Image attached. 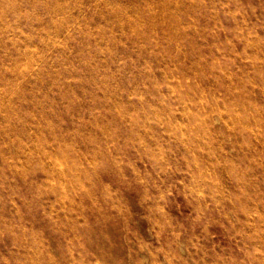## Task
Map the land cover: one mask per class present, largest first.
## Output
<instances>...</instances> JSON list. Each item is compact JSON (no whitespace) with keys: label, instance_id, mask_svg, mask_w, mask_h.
Segmentation results:
<instances>
[{"label":"rangeland","instance_id":"1","mask_svg":"<svg viewBox=\"0 0 264 264\" xmlns=\"http://www.w3.org/2000/svg\"><path fill=\"white\" fill-rule=\"evenodd\" d=\"M0 264H264V0H0Z\"/></svg>","mask_w":264,"mask_h":264}]
</instances>
